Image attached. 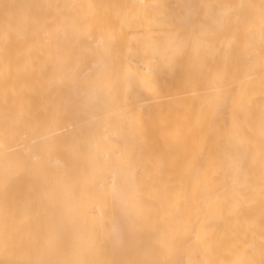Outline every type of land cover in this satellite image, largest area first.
Masks as SVG:
<instances>
[{
	"label": "bare ground",
	"instance_id": "bare-ground-1",
	"mask_svg": "<svg viewBox=\"0 0 264 264\" xmlns=\"http://www.w3.org/2000/svg\"><path fill=\"white\" fill-rule=\"evenodd\" d=\"M88 263L264 264V0H1L0 264Z\"/></svg>",
	"mask_w": 264,
	"mask_h": 264
},
{
	"label": "rangeland",
	"instance_id": "rangeland-1",
	"mask_svg": "<svg viewBox=\"0 0 264 264\" xmlns=\"http://www.w3.org/2000/svg\"><path fill=\"white\" fill-rule=\"evenodd\" d=\"M3 1V0H2ZM0 4H1V0H0ZM57 257H59V258H61V257H63V255H61V254H59V255H57ZM66 257V256H65ZM95 261H96V259H94V263H95ZM97 262V261H96ZM90 263V262H89ZM88 263V264H89ZM93 264V263H92ZM100 264V263H99ZM108 264V263H107Z\"/></svg>",
	"mask_w": 264,
	"mask_h": 264
}]
</instances>
